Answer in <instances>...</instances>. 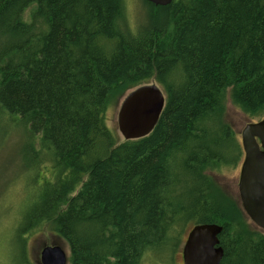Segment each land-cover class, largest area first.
<instances>
[{
	"label": "trees",
	"instance_id": "16d2710c",
	"mask_svg": "<svg viewBox=\"0 0 264 264\" xmlns=\"http://www.w3.org/2000/svg\"><path fill=\"white\" fill-rule=\"evenodd\" d=\"M143 1L132 30L124 0H0V119L23 129L30 159L20 264L45 228L71 264L171 258L188 221L223 227L220 264H264V232L206 174L244 155L221 116L228 89L264 118V0ZM152 81L166 97L156 127L119 143L107 110Z\"/></svg>",
	"mask_w": 264,
	"mask_h": 264
},
{
	"label": "rangeland",
	"instance_id": "374dc122",
	"mask_svg": "<svg viewBox=\"0 0 264 264\" xmlns=\"http://www.w3.org/2000/svg\"><path fill=\"white\" fill-rule=\"evenodd\" d=\"M123 6L125 7L124 13L127 27L136 30L144 23L147 15V8L149 7L143 0H124ZM34 7L35 6H32L25 12L23 16L25 21H30L31 11ZM150 84L155 83L152 81ZM130 92L131 91H128L122 97L117 98L114 105L112 104L106 112L107 126L114 132L119 143L126 142L119 130L118 118L122 102ZM221 116L231 127L233 135L241 146V133L243 129L248 124L258 121L248 116L235 105L230 89H228L226 93ZM0 124V264H20L22 256L18 253L19 242L16 240L15 231L17 227L15 222L22 216L24 206L26 205V201L22 202V199L24 195H27L29 190L25 189V184H21L20 180L26 178L25 176L27 174L24 172V166L30 164V159L26 158L27 155H23L24 149L26 148L23 129L16 128L11 130L1 119ZM207 128L209 129L210 126ZM5 131H7V133H4ZM243 160L244 155L235 166L221 164L213 168L210 167L209 170L206 171V174L209 176H207L209 179H212V183L217 185L222 196L227 197L234 207H236V204L242 214L244 213L243 215L250 220L243 210L238 191ZM193 222L194 221L187 222L184 229L185 231H183L184 236L182 237V244L175 255L169 258L171 254L167 257L160 255L164 252L163 250H159L157 253L150 252L145 256L143 264H184L182 251L188 234L194 227ZM250 224H253L251 220ZM26 245L27 257L32 264H41L42 251L47 247L53 246L61 247L67 254L68 264H71L72 252L69 244L60 236L52 235L46 228L43 229V231L29 236Z\"/></svg>",
	"mask_w": 264,
	"mask_h": 264
},
{
	"label": "water",
	"instance_id": "95a60500",
	"mask_svg": "<svg viewBox=\"0 0 264 264\" xmlns=\"http://www.w3.org/2000/svg\"><path fill=\"white\" fill-rule=\"evenodd\" d=\"M155 6H167L173 0H146ZM166 106V97L156 84L140 86L123 100L119 112V130L126 141L145 138L152 133ZM244 160L238 184L243 210L252 223L264 231V118L248 124L241 133ZM217 224L194 226L183 247L184 264H220L224 250ZM41 264H68L66 252L59 246L41 253Z\"/></svg>",
	"mask_w": 264,
	"mask_h": 264
},
{
	"label": "flooded vegetation",
	"instance_id": "af4514ba",
	"mask_svg": "<svg viewBox=\"0 0 264 264\" xmlns=\"http://www.w3.org/2000/svg\"><path fill=\"white\" fill-rule=\"evenodd\" d=\"M261 230V229H260ZM264 232V231H263ZM183 252V251H182ZM182 257H183V254H182Z\"/></svg>",
	"mask_w": 264,
	"mask_h": 264
}]
</instances>
